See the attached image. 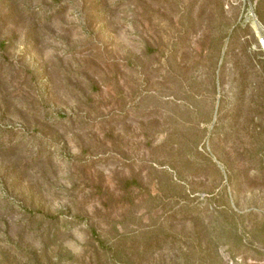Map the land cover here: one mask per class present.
<instances>
[{
  "label": "rangeland",
  "instance_id": "374dc122",
  "mask_svg": "<svg viewBox=\"0 0 264 264\" xmlns=\"http://www.w3.org/2000/svg\"><path fill=\"white\" fill-rule=\"evenodd\" d=\"M262 41L264 0H0V264H264Z\"/></svg>",
  "mask_w": 264,
  "mask_h": 264
},
{
  "label": "trees",
  "instance_id": "16d2710c",
  "mask_svg": "<svg viewBox=\"0 0 264 264\" xmlns=\"http://www.w3.org/2000/svg\"><path fill=\"white\" fill-rule=\"evenodd\" d=\"M2 43L4 44V42H1V46H0L1 48H2ZM10 136H11V134H10Z\"/></svg>",
  "mask_w": 264,
  "mask_h": 264
},
{
  "label": "built area",
  "instance_id": "2783aa9c",
  "mask_svg": "<svg viewBox=\"0 0 264 264\" xmlns=\"http://www.w3.org/2000/svg\"><path fill=\"white\" fill-rule=\"evenodd\" d=\"M262 43H264V42L262 41Z\"/></svg>",
  "mask_w": 264,
  "mask_h": 264
}]
</instances>
